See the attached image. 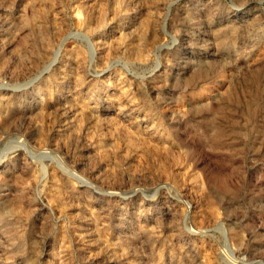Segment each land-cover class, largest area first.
Masks as SVG:
<instances>
[{
    "label": "rangeland",
    "instance_id": "obj_1",
    "mask_svg": "<svg viewBox=\"0 0 264 264\" xmlns=\"http://www.w3.org/2000/svg\"><path fill=\"white\" fill-rule=\"evenodd\" d=\"M0 264H264V0H0Z\"/></svg>",
    "mask_w": 264,
    "mask_h": 264
}]
</instances>
